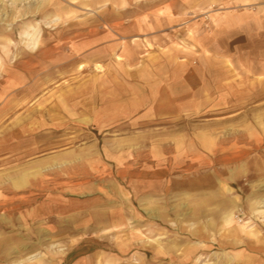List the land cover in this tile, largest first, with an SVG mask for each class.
<instances>
[{
    "label": "crops",
    "instance_id": "obj_1",
    "mask_svg": "<svg viewBox=\"0 0 264 264\" xmlns=\"http://www.w3.org/2000/svg\"><path fill=\"white\" fill-rule=\"evenodd\" d=\"M77 1L90 12V16L84 17L85 21L59 30L38 29L35 34L28 33L27 45L31 37L37 35L38 46L35 49L27 46L29 52L24 51L27 59L8 65L12 73L4 81V89L5 93L14 94L7 100L0 94V108L9 111V117L15 120L2 126L6 111L2 114L3 109L0 110V132L3 130L0 160L18 161L3 176L11 192L25 189L27 185L23 183L30 186L32 177L27 168L33 163L43 166L47 159L54 161L61 156L59 152L54 153L55 150L64 148V154L73 150L72 145L63 147L66 143L61 144L64 135L88 133L87 130L122 133L126 125L130 131L145 118L191 116L194 107L204 99L203 88L192 78L204 68L192 67L187 60L190 54L183 47L168 51L160 41L185 11L224 0H71V3ZM233 1L264 4V0ZM72 11V7H60L59 12L46 20L61 21L62 15L70 16ZM223 23H229L230 28L233 24L245 25L252 35L259 29L263 31L264 15L236 12ZM46 87H49L47 92ZM131 120L134 125H130ZM136 134L133 138L137 144L129 147L136 154L134 163L139 167L133 179V196L139 203V213L147 222L139 224L134 264H187L211 252L214 264H264V227L261 226L252 233L246 228L243 233L245 229L240 230L235 225L227 228L214 223L207 227L202 221L182 222L187 224L185 229L191 230V237L198 240L203 237V242L191 243L188 235L175 239V233L171 232L172 207L166 202L159 205V199L200 198L206 193L200 183H204L207 176L184 177V174H174L175 170L170 167L199 170L206 163V152L194 135L175 133L158 137L147 131ZM45 135L55 141L46 142ZM75 140L69 136L65 142L72 144ZM114 142L112 149L110 143H104L105 158L115 166L129 165L121 139ZM47 150H53V154L46 156ZM32 157L38 158L31 161ZM173 182H179L181 187L173 190ZM227 192L234 193L236 203L242 197L230 186ZM117 193L123 196L119 188ZM47 197L49 200L60 198ZM10 198L19 200V204L2 208L4 213L21 209V213L32 217L40 212H63L55 204L31 208L27 205L29 196L25 194L13 193ZM198 211L203 213L205 207H199ZM115 214L116 211L109 209L106 223L101 221L98 225L119 228ZM216 228L224 231L223 238L220 235L217 241L206 240L209 234L200 232ZM143 235L147 239L144 240ZM87 247L80 244L64 254L57 264H121L118 256L98 250L92 252Z\"/></svg>",
    "mask_w": 264,
    "mask_h": 264
},
{
    "label": "rangeland",
    "instance_id": "obj_2",
    "mask_svg": "<svg viewBox=\"0 0 264 264\" xmlns=\"http://www.w3.org/2000/svg\"><path fill=\"white\" fill-rule=\"evenodd\" d=\"M60 7H72L73 13L62 15L61 21L46 20L59 12ZM236 12L264 15V4L224 0L185 11L160 41L169 48L168 51L183 47L190 54L187 59L190 65L204 68L199 75L191 76L199 81L204 91V99L194 107L191 116L145 118L130 131L126 125L127 129L122 133L102 134L87 130L88 133L64 135L61 144L66 143L63 147L72 145L73 150L64 154L66 149H57L54 153L59 152L61 156L55 162L49 158L43 166H38V162L29 166L32 181L30 186L23 183L27 186L19 192H11L3 178L6 170L18 161L0 160V264H57L64 254L80 244L88 245L87 250L92 252L98 250L118 256L121 264H134L139 224L147 222L139 213V203L133 196V179L139 167L134 163L136 154L129 147L137 144L133 138L137 132L147 131L158 137L175 133L194 135L206 152V163L199 170L170 167L175 170L174 174H184V177L207 176L206 181L200 183L206 188L205 195L200 198L172 196L166 201L159 199V205L166 202L172 207L171 232L175 233V239L188 235L191 243L203 242V237L199 240L191 237V230L185 229L187 224L182 222L202 221L207 227L214 223L217 227L223 226L224 216L230 212L234 216L233 225H243L250 233L257 226L264 227V28L251 35L245 25L233 24L230 28L229 23H223ZM89 14L79 1L0 0L1 96L7 100L14 94L5 93L4 81L12 73L8 65L27 59V33L35 34L38 29L59 30L72 23L76 26ZM5 111L2 126L15 120L9 117L11 114L6 109L2 114ZM132 120L127 124L134 125ZM69 136L77 140L72 144L65 142ZM43 138L46 142L55 141L48 135ZM119 138L129 165L115 166L103 154L104 143H110L112 149ZM49 154H53V150H47L45 155ZM172 186L173 190L181 187L179 182H173ZM228 186L242 195L237 203L233 201L234 193L227 192ZM118 188L123 196L118 195ZM13 193L29 196L27 205L31 208L55 204L63 212H40L32 217L21 213V209L20 212L4 213L2 208L19 204V200L10 198ZM47 196L60 198L49 200ZM199 207H205V211L198 213ZM109 209L117 212L115 221L119 228L107 229L105 225H98L101 221L106 223ZM200 232L208 233L206 240L212 241L224 235L218 228ZM143 239H147L146 235ZM211 253L187 264H214Z\"/></svg>",
    "mask_w": 264,
    "mask_h": 264
},
{
    "label": "bare ground",
    "instance_id": "obj_3",
    "mask_svg": "<svg viewBox=\"0 0 264 264\" xmlns=\"http://www.w3.org/2000/svg\"><path fill=\"white\" fill-rule=\"evenodd\" d=\"M52 18V17H51ZM53 22V21H52ZM118 32V31H117ZM24 35V34H23ZM30 35V34H29ZM28 35V33H27V36H29ZM38 36L36 35H34V36H32L31 37V43L29 44V45H27L28 46V48H31V49H35L37 46H38ZM30 40V39H29ZM187 117V116H186ZM198 158V157H197ZM22 182V181H21ZM261 202V201H260ZM263 202V201H262ZM10 206V205H9ZM234 216H233V214L230 212V213H228V214H226V216H224V219H223V224H224V226L225 227H230V226H232L233 225V223H234V218H233ZM246 227L245 226H238V229H240V230H243V229H245ZM244 233V232H243ZM248 234H250V233H248ZM253 236V235H252ZM74 243V242H73ZM61 248V247H60ZM60 251H62V250H60ZM35 254V253H34ZM33 255V254H32ZM36 258V257H35ZM29 259V258H28ZM236 259V258H235ZM29 260H31V259H29ZM36 260V259H35ZM26 262H28V261H26Z\"/></svg>",
    "mask_w": 264,
    "mask_h": 264
}]
</instances>
